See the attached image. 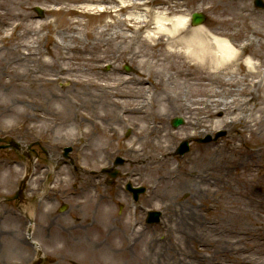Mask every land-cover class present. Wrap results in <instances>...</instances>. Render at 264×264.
<instances>
[{
    "label": "bare ground",
    "instance_id": "obj_1",
    "mask_svg": "<svg viewBox=\"0 0 264 264\" xmlns=\"http://www.w3.org/2000/svg\"><path fill=\"white\" fill-rule=\"evenodd\" d=\"M28 1L18 4L23 12L11 13L5 9L0 13V25L6 24L1 21L2 16H12L15 21L12 30L25 23L23 32L31 37L29 44L22 42L7 47L8 57L0 64L1 68L23 61L28 63L23 64L26 69L23 73L16 72L13 76L7 73L4 84L16 90L13 88L16 81L28 82V87L22 84V88L36 91L46 104H55L49 109L39 105L44 115L33 117L53 122L52 129L78 135L82 139V160H91L93 164L103 162L106 148L97 144L99 138L103 139L111 131L113 123L126 122L129 117L134 122L125 124L124 128L131 131L128 151L139 161L137 167L155 170L158 180L177 182V188L172 189L177 190V196L187 195L194 200L199 195L191 186L194 182L218 184L236 160L247 165L257 161V154L264 157V15H254L248 7L226 0H43L51 5L65 3L59 9L49 5L46 10L51 12L113 15L111 22L93 31L86 29L90 19L85 23L77 18L67 20L49 39V35L40 36L48 23L37 22V27L34 26L36 21L28 12ZM154 1L159 5L157 8L152 6ZM197 9L207 17L203 23L193 25L191 13ZM42 41L44 49H41ZM116 41L118 44L114 46ZM119 55H128L130 61L138 64L132 76L118 73L110 77L101 71V62ZM59 82L65 88L56 92L55 85ZM175 114L182 115L191 128L184 137L204 135L213 126H220L240 138L245 152L235 159L231 148H197L196 154L172 165L168 155L175 147L178 131L167 128V124ZM87 123L100 126L99 136L85 130ZM248 140L252 142L250 148L245 146ZM187 216L190 220L196 218L194 211ZM112 220L105 222L107 229ZM103 221L100 218L99 225ZM178 224L183 235H187L191 228H188L189 221L185 227ZM126 226L129 233L119 237V248L110 249L99 243L95 246L94 241V248L89 250L93 254L103 253L108 264H119L118 255L128 258L131 264H153V256L159 255L155 250L157 240L149 241L147 255L128 256L130 233L140 230L129 221ZM171 231L165 236L164 246L170 253L168 258L176 264L175 256L183 255L176 253L177 250L184 251L173 240ZM214 244L207 242L208 247L221 252V247ZM190 258L201 261L198 255ZM157 264H168V261L164 259Z\"/></svg>",
    "mask_w": 264,
    "mask_h": 264
},
{
    "label": "rangeland",
    "instance_id": "obj_2",
    "mask_svg": "<svg viewBox=\"0 0 264 264\" xmlns=\"http://www.w3.org/2000/svg\"><path fill=\"white\" fill-rule=\"evenodd\" d=\"M226 1L239 7H248L253 13L255 12L254 15H264V9L255 7L253 0ZM22 2L24 0H0V13L3 14L5 9H9L11 13L15 10L16 13L23 12L18 6ZM27 3L31 19L36 21L34 26L37 27V22H49L48 20L55 19L40 31L41 38L49 35V39H52L56 29H61L67 20L77 18L85 23L90 19L86 29L92 31L113 20V15L109 13L76 16L67 14L63 10H55V12L46 10L51 4L43 0H30ZM64 6L65 3L51 5L54 9ZM152 6L157 8L159 5L154 1ZM35 7L41 8L43 12L41 17H38ZM196 11L201 12L198 9ZM203 14L205 21L207 15ZM236 16L238 17L237 11ZM1 21L6 23L0 25V64H4L8 57L7 47H13L22 42L29 44L31 37L23 32L25 23L10 36L13 22H15L12 16H2ZM5 34L9 36L4 37ZM40 44L41 49H44V41ZM117 44L116 41L114 46ZM138 48L139 45L135 46L136 50ZM24 52L27 51L24 50ZM44 58L50 59L48 55H44ZM26 63L28 62L23 61L11 67H2L3 69L0 67V137L10 141L11 139L19 140L25 145L33 142L34 149L31 152L33 172L27 195L36 196L35 201L37 197L43 195L46 197L42 200L40 207H37L35 235L36 239L45 245L47 254L58 259V264H71V262L73 264H108L105 262L108 258L103 253L97 251L93 254L94 251L91 252L89 248H94V241H96L95 246L99 243L104 244L106 248H119V237L123 233H129L126 222H134L135 219L139 223L140 231L130 233L132 236L129 240L131 244L128 256L147 255L148 243L151 239H155L158 242L155 250L159 252V255L153 256L152 263H163L165 259L168 264H174V261L168 258L170 253H167L164 246L165 236L171 229L170 235L184 251L177 250L176 253L183 255L175 256L176 264H264V157L257 154L255 157L257 161L249 162L247 165L246 162L239 163L236 160L233 165H229L226 177L218 184L203 185L194 182L191 186L199 192L194 200L189 199L187 195L177 196V190H172L177 188V182L158 180L155 170L137 167L139 161L133 159L128 151L131 131L129 128H124L125 124L132 125L134 122L133 118L129 117L126 122L113 123L111 131H107L103 139L99 138L97 144L104 145L106 148L103 162L93 164L91 160H82V139L78 135L71 136L60 129H52L53 122L47 123L41 117L39 119L33 117L44 115L43 111H39V105L49 109L53 105L56 106L55 104H46L47 101L41 95H37L36 91L22 88V84L28 87V82L16 81L13 86L16 90H12L11 86H5L3 79L8 77L7 73L13 76L16 72H25L23 64ZM99 66L101 71L109 74L110 77L118 73L128 77L134 74L138 64L130 61L128 55H119L106 58ZM126 66L129 67V71L125 70ZM63 84L57 83L55 91L64 89ZM126 86L132 87L131 84ZM112 110L115 109L112 108ZM173 117L181 118L183 123L177 127L172 126ZM102 125L109 128L106 124ZM99 128L97 123H87L85 130L95 132L99 136L97 133ZM167 128L178 131L175 147L168 155L172 165H176L181 158L192 153L196 154L197 148L208 147L211 150L231 148L235 159L240 157V153L245 152L240 138L230 135L231 133L222 130L220 126H213L210 133L186 138L184 135L191 132V128L186 125L182 115L175 114L168 120ZM218 131L225 132V135L220 136L216 141L197 142L198 139L205 138L207 135L213 137ZM183 140L189 141V150L183 155H178L176 149ZM245 146L252 147V142L248 140ZM65 147L72 149L67 157H64L62 152ZM117 156L123 157L125 162L116 168L119 171L118 177L108 184L109 176L104 169L111 168ZM28 161L29 157L24 154L16 156L13 151L0 155V199H6L14 193L15 186L24 174ZM127 182H131L133 186L146 188V192L139 196L135 205L132 202L131 193L124 189ZM12 205L13 201L0 203V215L4 216L8 213L5 219L14 213L15 209ZM62 205H66L65 211L60 210ZM157 209L161 211L160 221L147 224L145 222L147 210ZM182 210L185 213L182 214ZM190 211L196 214L195 220H190L187 216ZM101 214H103L102 217ZM100 218L104 219L101 225L98 223ZM110 218L113 220L110 229H107L105 222ZM15 220L14 216L0 223V264L23 262L31 255L29 246L22 242V223L18 224ZM187 221H189L188 228H191L184 236L180 229L182 227L178 223L185 227ZM89 222L92 225L84 227ZM48 223L52 227L50 234L52 236L45 237V225ZM68 225L77 226V230L68 239H62L59 236L61 226ZM107 230L113 231L107 232ZM138 238L141 239L138 241ZM208 241L214 242V246L221 247L222 251L217 252L215 248L208 247ZM77 243L81 246L77 247L78 252L80 251L79 259L73 256L76 248L72 249V246ZM195 255H198L201 261L190 258ZM118 257H120L119 264H131L128 258L120 255Z\"/></svg>",
    "mask_w": 264,
    "mask_h": 264
},
{
    "label": "flooded vegetation",
    "instance_id": "obj_3",
    "mask_svg": "<svg viewBox=\"0 0 264 264\" xmlns=\"http://www.w3.org/2000/svg\"><path fill=\"white\" fill-rule=\"evenodd\" d=\"M21 200H22L21 196L18 197L17 200H16V202H15V205L16 206H19ZM21 216L22 217H21V219H20L19 222L20 223L22 222V223H24V225L27 226L28 225V216H27V213H23V214H21ZM17 223H18V221H17ZM49 234H50V228H48V230L46 231V234L44 236L45 237H49L50 236ZM29 248L31 250V255L28 256V258H25L24 261L22 262V264H29V263H31V261L37 255L36 250L33 247L29 246ZM47 256H49V257H47ZM53 259H54V257H52L51 255H43V258H42L40 264H56V263L58 264V262H59L58 259H54V260Z\"/></svg>",
    "mask_w": 264,
    "mask_h": 264
},
{
    "label": "water",
    "instance_id": "obj_4",
    "mask_svg": "<svg viewBox=\"0 0 264 264\" xmlns=\"http://www.w3.org/2000/svg\"><path fill=\"white\" fill-rule=\"evenodd\" d=\"M203 20V16L201 15V14H195L194 15V18H193V23H199V22H201ZM179 123H181V120L180 119H175L174 121H173V125L174 126H176V125H178ZM207 140H209V138L207 139ZM187 143L186 142H184L182 145H181V147H180V149H179V152L180 153H182L183 151H185V150H187ZM7 146H11V147H16V144H9V145H7ZM70 150V148H66L65 149V151H66V153L68 152ZM116 161H115V164H121V163H123V160L121 159V158H117V159H115ZM116 175V173H112V176H115ZM128 188H129V186H128ZM137 192H139L140 190H136ZM137 197V193H135V198ZM159 212H150L149 213V217H148V220L147 221H149V222H153V221H158V216H159Z\"/></svg>",
    "mask_w": 264,
    "mask_h": 264
}]
</instances>
